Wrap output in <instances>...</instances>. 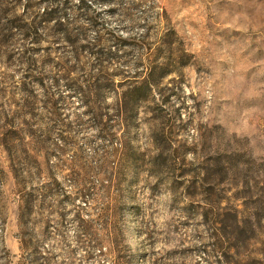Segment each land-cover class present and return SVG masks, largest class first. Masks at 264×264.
I'll use <instances>...</instances> for the list:
<instances>
[{"label": "rangeland", "instance_id": "obj_1", "mask_svg": "<svg viewBox=\"0 0 264 264\" xmlns=\"http://www.w3.org/2000/svg\"><path fill=\"white\" fill-rule=\"evenodd\" d=\"M26 2L0 0V264H264V0H94L93 95L52 85L63 42L1 41Z\"/></svg>", "mask_w": 264, "mask_h": 264}, {"label": "trees", "instance_id": "obj_2", "mask_svg": "<svg viewBox=\"0 0 264 264\" xmlns=\"http://www.w3.org/2000/svg\"><path fill=\"white\" fill-rule=\"evenodd\" d=\"M94 0H27L22 4L23 13L15 15L11 18H7L2 24V39L3 43H11V46L16 44L20 47H24V44H20L17 41L26 42H39L42 40V35L50 37L52 42H63L65 46L63 48L69 49L71 52L70 57H64L63 63L67 64L71 61L70 66L58 65L54 63L58 71L63 74L55 72L51 75L53 86H61L60 81H63V86L70 89L74 93L80 95H93L95 93L102 92L108 87L109 82H112L114 77L113 73L108 70L110 61L115 62L114 51H111L107 47H104V41L110 40L114 45L119 42L116 37L104 38L100 32L108 33L103 28L101 22H99L98 13L92 7ZM111 2L114 0H103ZM118 2H124V0H117ZM136 5L133 6L135 8ZM93 29L97 31L96 37L92 40L87 38V30ZM16 43V44H15ZM107 48V49H106ZM85 58L87 60H85ZM89 59V60H88ZM92 60L88 65L87 70L85 63ZM27 63V62H26ZM79 73L81 84L73 82V78H70L71 73ZM64 73H67L64 74ZM120 73V72H118ZM144 82V81H143ZM142 82V83H143ZM148 85L150 80L147 81ZM141 83V84H142ZM141 86L136 87L133 90L135 98L140 97ZM126 111V105L124 101H120L117 105L118 115L120 113V120L123 122L124 113ZM108 134V132H106ZM112 134H108L111 136ZM104 137V136H102ZM107 185L100 184L94 185L89 176H83L82 181L87 184L80 191V194L84 198H89L91 201H96L102 196L111 199V188L115 186L117 176L110 172L105 175ZM114 184V185H113ZM53 188H50V190ZM23 196V194H22ZM29 199H26L27 202ZM30 203V200L28 201ZM80 222L81 233L85 236L88 235L91 238V242L99 245L102 239L96 236L93 232L92 226L89 221H85L80 215L78 216ZM118 237V232H115ZM27 242L21 240V249H27Z\"/></svg>", "mask_w": 264, "mask_h": 264}]
</instances>
